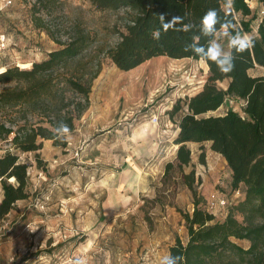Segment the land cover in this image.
Wrapping results in <instances>:
<instances>
[{
	"label": "rangeland",
	"instance_id": "rangeland-1",
	"mask_svg": "<svg viewBox=\"0 0 264 264\" xmlns=\"http://www.w3.org/2000/svg\"><path fill=\"white\" fill-rule=\"evenodd\" d=\"M262 6L251 24V37L256 36ZM129 19L125 10L97 11L88 0H16L0 9V70H29L63 44L85 37L80 57L54 75L61 83V96L81 100L67 80L99 71L90 107L75 121L67 147L45 141L39 152L42 166L34 153L20 154L30 165L31 197L18 202L0 221V264H69L78 258L86 264H160L177 237L187 243L183 215L192 214L193 195L177 170L164 176L166 165L176 164L175 140L185 110L174 120L169 112L178 100L203 89L209 68L203 60L158 57L131 71L119 70L106 51L119 43ZM242 19L251 17L238 16L239 22ZM216 38L227 50V38L219 33ZM27 64L29 69L20 68ZM262 73L261 68L250 71L254 77ZM228 85V80L218 83L222 89ZM4 89L0 84V92ZM244 105L228 99L207 116H223L229 110L244 115ZM19 117L16 110H0V122L7 127L22 124ZM28 119L38 120L32 115ZM12 138L0 139V156L7 150L15 152ZM188 148L192 164L184 171L195 169L196 178L202 180L201 208L224 220L242 198L231 188L230 169L212 153L210 143H189ZM203 151L206 166L199 164ZM221 194L230 205L211 210L212 197ZM2 198L0 185V202Z\"/></svg>",
	"mask_w": 264,
	"mask_h": 264
},
{
	"label": "trees",
	"instance_id": "trees-1",
	"mask_svg": "<svg viewBox=\"0 0 264 264\" xmlns=\"http://www.w3.org/2000/svg\"><path fill=\"white\" fill-rule=\"evenodd\" d=\"M97 11L125 10L130 19L125 24V32L120 34L119 43L106 51V56L121 71H131L158 57L173 60H201L184 46L199 35L198 28L189 32H176L161 29L160 14L168 21L172 16L184 17V23L199 25L201 17L210 8L219 11L225 17V0H88ZM252 0H234L231 14L227 17L235 30L242 34H251V24L258 18L249 2ZM263 5L264 0H259ZM251 17V20L242 19ZM43 28V26H39ZM180 27V25H177ZM219 27V26H217ZM161 29L156 40L152 32ZM47 33L53 37L51 30ZM254 47L236 55L232 72L221 73L211 61H205L209 76L203 89L184 101L178 100L169 112L172 120L185 110L178 122L179 133L175 140L178 146L176 164L168 163L165 177L177 170L183 185L189 189L194 199L192 214L183 215L188 233L185 244L179 237L169 248V253L182 255L183 264H264V14L258 25ZM54 39V37H53ZM200 44H206L201 37ZM87 38L82 37L63 44L59 50L49 53L40 63L21 65L19 68L0 70V84L5 89L0 92V110H16L21 114L22 124L17 128L7 127L0 122V139L7 140L11 135V150L0 156V185L3 198L0 202V221H3L16 208L20 201L31 197L29 190L28 162L22 161L20 154L34 153L39 166L43 165L39 152L45 141L65 149L67 138H57L54 129L60 121L75 130V121L80 119L90 107L93 76L67 80V86L81 97L77 102L61 96V83L54 78L62 67L80 57L86 49ZM263 69L260 76H251L250 71ZM228 80L227 89L218 83ZM15 85L9 88L10 85ZM228 99L245 103L242 112L229 110L223 116H207L218 111ZM32 115L38 120L31 123ZM70 132V133H71ZM211 143V150L220 154L232 172V188L238 190L245 186V198L239 200L223 221L201 208L202 198L198 187L202 184L191 167L192 152L189 143ZM199 164L206 166V154L201 152ZM240 242H247V248Z\"/></svg>",
	"mask_w": 264,
	"mask_h": 264
},
{
	"label": "clouds",
	"instance_id": "clouds-1",
	"mask_svg": "<svg viewBox=\"0 0 264 264\" xmlns=\"http://www.w3.org/2000/svg\"><path fill=\"white\" fill-rule=\"evenodd\" d=\"M234 0H225L223 8L225 17L222 18L219 11L215 8L208 9L201 17L199 25L191 22L184 23V17L172 16L170 20H165V15L160 14L159 19L161 29L164 32L170 29L176 32H189L198 28L199 35L192 37V42L184 46V51H191L203 61H211L217 69L224 74L230 73L235 68L236 55L243 53L254 47V39L248 34H242L235 30L234 23L227 17L231 14ZM180 25V27H177ZM219 26V27H217ZM161 29L152 32L154 39L159 40ZM227 38V50L216 38L217 34ZM201 37L206 38V44H200ZM57 138H67L70 135V128L64 121H60L54 129ZM183 256L169 253L163 256L160 264H183ZM69 264H86V260L78 258L70 261Z\"/></svg>",
	"mask_w": 264,
	"mask_h": 264
},
{
	"label": "built area",
	"instance_id": "built-area-1",
	"mask_svg": "<svg viewBox=\"0 0 264 264\" xmlns=\"http://www.w3.org/2000/svg\"><path fill=\"white\" fill-rule=\"evenodd\" d=\"M14 2H16V0H0V9L2 10L4 7H7L8 8ZM263 14H264V11L261 10L260 16H259V23H260V20H261V17H262ZM255 32L257 34V32H258V26H257V29L255 30ZM1 47L2 46H0V52H1ZM235 194L241 196V192L239 190L238 191H235ZM212 198L213 199L209 203V208L211 210H215L217 208H218V210H223V209H226L230 205L229 200L223 194H221V196H219V197L213 196ZM209 212L213 214V212H211V211H209Z\"/></svg>",
	"mask_w": 264,
	"mask_h": 264
},
{
	"label": "crops",
	"instance_id": "crops-1",
	"mask_svg": "<svg viewBox=\"0 0 264 264\" xmlns=\"http://www.w3.org/2000/svg\"><path fill=\"white\" fill-rule=\"evenodd\" d=\"M260 5H262V4L259 3V0H252L251 2H249V6H250L251 9H253L254 6L257 7L256 10L254 11V12L257 13V15H258V13H259V12H258V8H260ZM261 10H263V6L261 7ZM239 16H241V15H239ZM178 131H179V129H178ZM178 131H177V132H178ZM210 146H211V143H210ZM212 153H213L214 155H216L217 157H222L220 154L214 153L213 151H212ZM222 158H223V157H222ZM223 159H224V158H223ZM230 179H231V180H230V185H231V188H232V172H231V170H230ZM220 184L223 185V182H220ZM232 189H233V188H232ZM238 190H240L241 195H242L241 200H244V198H245V186L241 185L240 188H239ZM238 190L233 189L234 192H235V191H238ZM217 220H218V219H217ZM220 221H223V220H220Z\"/></svg>",
	"mask_w": 264,
	"mask_h": 264
}]
</instances>
